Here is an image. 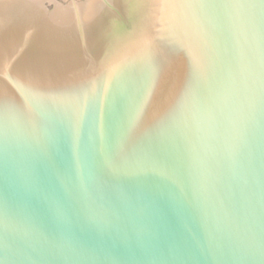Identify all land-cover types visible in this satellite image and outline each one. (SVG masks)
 <instances>
[{
  "label": "water",
  "instance_id": "95a60500",
  "mask_svg": "<svg viewBox=\"0 0 264 264\" xmlns=\"http://www.w3.org/2000/svg\"><path fill=\"white\" fill-rule=\"evenodd\" d=\"M0 264H264V0H0Z\"/></svg>",
  "mask_w": 264,
  "mask_h": 264
}]
</instances>
